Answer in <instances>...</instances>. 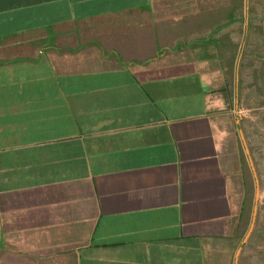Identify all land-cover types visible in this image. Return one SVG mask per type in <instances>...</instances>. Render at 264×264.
<instances>
[{
	"label": "crops",
	"instance_id": "crops-1",
	"mask_svg": "<svg viewBox=\"0 0 264 264\" xmlns=\"http://www.w3.org/2000/svg\"><path fill=\"white\" fill-rule=\"evenodd\" d=\"M242 1L0 0V264H264Z\"/></svg>",
	"mask_w": 264,
	"mask_h": 264
},
{
	"label": "rangeland",
	"instance_id": "rangeland-1",
	"mask_svg": "<svg viewBox=\"0 0 264 264\" xmlns=\"http://www.w3.org/2000/svg\"><path fill=\"white\" fill-rule=\"evenodd\" d=\"M256 1V2H255ZM259 0H245V2H247L250 7H253L255 4L258 6V8H260L261 6L258 5ZM241 3H244L242 0H234V5L241 7ZM262 4L264 6V0H262ZM227 9V8H226ZM263 15V19H264V12L262 13ZM263 149H259L257 150V152L255 151V154L257 156V161H262L264 162V150L262 152ZM264 165V164H263ZM264 172V169H263ZM263 189H264V173H263ZM259 197H258V213H257V217H256V221H255V225H254V233L256 235V237H259L260 240H258V243L256 244L255 242V238L252 239V237H250V239L248 240V250L249 251H253V252H263V246H264V198H261V188L259 189ZM253 192H254V187L250 190V199H251V203L253 202ZM260 233V234H258ZM258 234V235H257Z\"/></svg>",
	"mask_w": 264,
	"mask_h": 264
},
{
	"label": "water",
	"instance_id": "water-1",
	"mask_svg": "<svg viewBox=\"0 0 264 264\" xmlns=\"http://www.w3.org/2000/svg\"><path fill=\"white\" fill-rule=\"evenodd\" d=\"M258 197H259V187L257 186L256 187V190H255V203H254V207H253V212H252V218H251V221H250V225H249V228L247 230V233H246V239L249 238V235L251 234L252 232V229H253V226H254V223H255V220H256V217H257V211H258Z\"/></svg>",
	"mask_w": 264,
	"mask_h": 264
},
{
	"label": "trees",
	"instance_id": "trees-1",
	"mask_svg": "<svg viewBox=\"0 0 264 264\" xmlns=\"http://www.w3.org/2000/svg\"><path fill=\"white\" fill-rule=\"evenodd\" d=\"M258 213V212H257ZM255 231H254V228H253V230H252V232H251V234H250V237H252V239L253 238H255V242H256V244L258 243V240H260V238L259 237H256V235H255V233H254ZM258 234H260V233H258ZM257 234V235H258Z\"/></svg>",
	"mask_w": 264,
	"mask_h": 264
},
{
	"label": "built area",
	"instance_id": "built-area-1",
	"mask_svg": "<svg viewBox=\"0 0 264 264\" xmlns=\"http://www.w3.org/2000/svg\"><path fill=\"white\" fill-rule=\"evenodd\" d=\"M262 198H264V193H263V196H262Z\"/></svg>",
	"mask_w": 264,
	"mask_h": 264
}]
</instances>
